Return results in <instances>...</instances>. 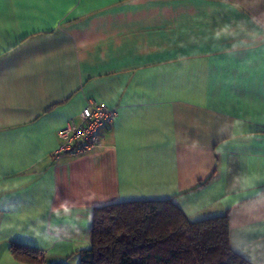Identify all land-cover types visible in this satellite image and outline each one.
Listing matches in <instances>:
<instances>
[{
  "label": "crops",
  "instance_id": "obj_1",
  "mask_svg": "<svg viewBox=\"0 0 264 264\" xmlns=\"http://www.w3.org/2000/svg\"><path fill=\"white\" fill-rule=\"evenodd\" d=\"M88 99L100 146L55 159ZM171 196L264 264V0H0V264H77L94 207Z\"/></svg>",
  "mask_w": 264,
  "mask_h": 264
},
{
  "label": "trees",
  "instance_id": "obj_2",
  "mask_svg": "<svg viewBox=\"0 0 264 264\" xmlns=\"http://www.w3.org/2000/svg\"><path fill=\"white\" fill-rule=\"evenodd\" d=\"M173 199L139 198L94 207L88 245L76 251L78 264H253L229 245L227 211L190 219ZM12 253L42 264L38 248L17 244Z\"/></svg>",
  "mask_w": 264,
  "mask_h": 264
},
{
  "label": "built area",
  "instance_id": "obj_3",
  "mask_svg": "<svg viewBox=\"0 0 264 264\" xmlns=\"http://www.w3.org/2000/svg\"><path fill=\"white\" fill-rule=\"evenodd\" d=\"M116 110L88 99L79 112V122L68 121L57 132L59 143L52 156L57 159L62 154L78 155L89 152L101 144V130L109 126Z\"/></svg>",
  "mask_w": 264,
  "mask_h": 264
},
{
  "label": "clouds",
  "instance_id": "obj_4",
  "mask_svg": "<svg viewBox=\"0 0 264 264\" xmlns=\"http://www.w3.org/2000/svg\"><path fill=\"white\" fill-rule=\"evenodd\" d=\"M240 32H244L245 29L243 25L238 26ZM237 35V30L233 29L230 25H224L215 32V38L220 39L221 37H235ZM255 39V34H249ZM244 41H238L232 45V52H235ZM231 54V53H230ZM255 177L241 175L234 178V186H238L240 190H245L252 187Z\"/></svg>",
  "mask_w": 264,
  "mask_h": 264
},
{
  "label": "rangeland",
  "instance_id": "obj_5",
  "mask_svg": "<svg viewBox=\"0 0 264 264\" xmlns=\"http://www.w3.org/2000/svg\"><path fill=\"white\" fill-rule=\"evenodd\" d=\"M77 264H78V262H77Z\"/></svg>",
  "mask_w": 264,
  "mask_h": 264
}]
</instances>
